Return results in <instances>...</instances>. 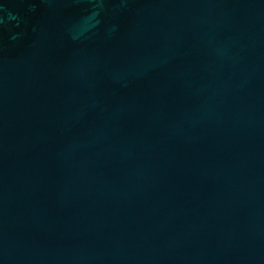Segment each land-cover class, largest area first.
Segmentation results:
<instances>
[{"label": "water", "instance_id": "1", "mask_svg": "<svg viewBox=\"0 0 264 264\" xmlns=\"http://www.w3.org/2000/svg\"><path fill=\"white\" fill-rule=\"evenodd\" d=\"M0 264H264V0H0Z\"/></svg>", "mask_w": 264, "mask_h": 264}]
</instances>
